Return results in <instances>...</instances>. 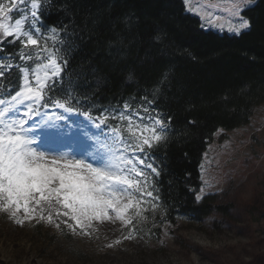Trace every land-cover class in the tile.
I'll list each match as a JSON object with an SVG mask.
<instances>
[{
	"label": "rangeland",
	"instance_id": "374dc122",
	"mask_svg": "<svg viewBox=\"0 0 264 264\" xmlns=\"http://www.w3.org/2000/svg\"><path fill=\"white\" fill-rule=\"evenodd\" d=\"M3 2L7 0H0V3ZM237 2L188 0L187 10L199 17L207 29L221 34L241 35L250 27L240 29L237 33L240 19L231 10ZM205 5L209 6L214 15L210 16L204 10ZM252 5L254 2L251 0L246 7L241 5L240 16L243 19L248 20L242 15L243 10ZM50 28L42 21L40 32L35 36L38 45L25 47L13 38L10 44H14L11 45L13 47L18 44V51L13 55H0V63L13 65L11 71H6L5 76L0 78L3 100L10 101L11 96L25 86V77L28 86L32 88L38 87L36 76L41 77L45 84L41 89L42 97L51 81L60 80L61 71L55 77L51 76L52 66L49 61L55 59L60 65V57L67 49L69 38L60 29L53 36ZM22 55H31L32 58L21 59ZM45 73L49 75L46 77ZM29 104L38 110L25 125L27 134L35 141L32 147L38 144L49 150L53 149L54 144L70 138L85 140V132L88 136H99L103 140L104 136L100 135L93 122L98 117L124 111L125 104L129 106L128 111L139 113V116L145 118L144 124L151 126L149 116L163 119L150 98L130 99L120 106L96 107L99 112L91 120H83L74 110L66 111L57 106L50 108L42 103V99L35 103L25 100L22 105L14 104V107L19 108L23 114ZM59 114L64 119L55 120ZM52 122L60 126L65 136L49 141L39 138L41 132L52 129L48 127ZM107 125L104 133L109 135V143H112V127L121 128L123 136H127L126 121L109 119ZM165 132L162 133L163 137ZM163 139L160 142L153 141V147H145L144 152L128 149L123 153L133 159L135 170L143 173L137 176L130 171L131 166L121 165L126 168V176L139 181L131 187L122 186L125 189L122 203L131 201L133 204L125 213V219L131 223L121 221L119 225L110 227L107 219L91 220L85 221V227L81 228L75 221L62 215L67 209L61 205L50 207L43 201L40 205L30 204L34 211L29 214L23 208L15 212V216L14 209L0 210V264H264V102L254 108V114L247 125L231 131L220 129L209 145L201 168L202 187L197 196L201 197L198 201L211 198L213 210L202 221L182 216L173 224L162 222L164 215L154 183L157 169L150 151L159 146ZM76 143H79L81 149L72 156L94 163L85 152L86 148L92 150L90 146L93 141L87 139ZM55 158L59 160L60 156ZM47 159L50 162L53 158ZM140 160H144V164H140ZM147 164H152L156 172L146 167ZM149 192L150 196L147 195ZM57 209L61 212L59 216L56 215ZM50 212L52 221L47 219ZM111 214L115 216L112 211ZM17 220L22 223H17ZM68 225L76 229L75 233ZM84 232L89 234L85 235ZM128 236L132 238L125 239ZM117 240L121 242L115 243ZM109 244L112 247H108Z\"/></svg>",
	"mask_w": 264,
	"mask_h": 264
},
{
	"label": "trees",
	"instance_id": "16d2710c",
	"mask_svg": "<svg viewBox=\"0 0 264 264\" xmlns=\"http://www.w3.org/2000/svg\"><path fill=\"white\" fill-rule=\"evenodd\" d=\"M251 1L242 12L250 28L239 36L205 29L184 0L44 2L43 23L69 38L53 99L65 88L73 105L91 110L150 98L168 125L152 150L162 222L212 214L211 198L197 200L204 155L220 129L247 125L264 102V0ZM0 41V53L19 49L13 38Z\"/></svg>",
	"mask_w": 264,
	"mask_h": 264
},
{
	"label": "snow or ice",
	"instance_id": "6c2138e0",
	"mask_svg": "<svg viewBox=\"0 0 264 264\" xmlns=\"http://www.w3.org/2000/svg\"><path fill=\"white\" fill-rule=\"evenodd\" d=\"M44 2L45 0H7L0 3V37L14 38V41H19L25 47L38 45L35 36L40 32L42 25ZM249 2L250 0H238L231 9L240 19L237 33L240 29L250 27L249 21L240 16L241 5L246 7ZM185 3L187 4L188 0H185ZM204 10L209 12L210 16L214 15L208 5L204 6ZM49 31L55 36L57 26H51ZM20 58L32 57L22 55ZM49 64L52 66L51 76L55 77L61 71V67L55 59H51ZM12 67L11 64L0 63V78L5 76L6 71H11ZM48 75L45 73L46 77ZM36 82L37 88L29 87L25 77V86L11 96L10 101L0 99V210L14 209L13 216H15V212L23 208L24 212L29 214L34 211L30 204L40 205L43 201L50 207L61 205L63 209H67L68 211H64L62 215L75 221L81 228L85 227V221L112 219L109 210L115 213L116 220L131 223L130 220L125 219V213L133 207V204L131 201L122 203L125 192L122 186L131 187L139 181L126 176L124 174L126 168L121 165L131 166L130 171L135 172L137 176L143 173L136 171L133 159L124 156L123 153L128 149L133 152H144L145 147H153V141L160 142L164 138L162 133L167 130L168 125L163 119L151 116L148 117L151 126L144 124L145 118L139 116V113L128 111L129 106L125 104L124 111L111 116L98 117V122H93L100 135L104 136L103 140L99 136H88L87 132L84 133L93 141L90 146L92 150L86 148L85 152L94 163L88 162V159L68 155H61L59 160L53 158L49 162L46 152L32 147L35 141L25 129L29 119L38 110L29 104L21 114L19 108L14 107V104L22 105L25 100H32L35 103L43 98L41 89L45 87L44 81L37 75ZM55 103L58 108H65L64 103L59 101ZM71 110L70 106L66 108V111ZM144 111L147 112L148 109L145 108ZM88 118L92 119L90 115ZM62 119L63 116H55V120ZM109 119L126 121L127 136H123L121 128L112 127L110 129L112 143H109V135L104 133ZM48 127L55 129L49 134L53 139L63 138L66 134L54 122L49 123ZM117 144L120 145L119 148L116 147ZM139 163L144 164V160H140ZM146 167L156 172L152 164H147ZM147 195L150 196L151 193ZM199 199L201 197L197 196V200ZM56 215H61L59 209L56 210ZM47 219L52 221L51 212ZM17 223L22 221L17 220ZM64 223L67 224V221ZM56 226L59 227V224ZM68 226L75 233L76 229L72 225ZM131 238V236L125 237V239ZM120 242V240L115 241L117 244ZM107 246L112 247L111 244Z\"/></svg>",
	"mask_w": 264,
	"mask_h": 264
},
{
	"label": "bare ground",
	"instance_id": "6f19581e",
	"mask_svg": "<svg viewBox=\"0 0 264 264\" xmlns=\"http://www.w3.org/2000/svg\"><path fill=\"white\" fill-rule=\"evenodd\" d=\"M39 138H41L42 140H47V141L52 139L51 137H49V135H42V134L39 136ZM87 139H88V137H86L85 140L70 138L69 140L63 141L62 143L60 142V144L57 145V146L60 147L59 149H56V147H54L56 145H54L53 149L49 150L48 147L44 148L42 145L41 146H37L38 144L35 145L34 148L38 147L37 150L46 152L47 153V157H50V158H55L56 156H61V155H68L69 157L78 158L76 156H72L75 151H78V150L80 151V149H81V146L79 145V143H76V142L81 141V140L83 142H85ZM50 147H51V145H50ZM45 149H47V150L45 151ZM109 216L112 217V219H107V221H108L107 224L110 227L111 226L114 227V226H117V225L120 224L121 220H116L115 216H113L111 214V210H109Z\"/></svg>",
	"mask_w": 264,
	"mask_h": 264
}]
</instances>
